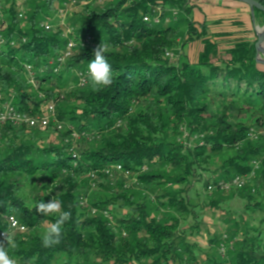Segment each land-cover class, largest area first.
Here are the masks:
<instances>
[{
  "label": "trees",
  "instance_id": "1",
  "mask_svg": "<svg viewBox=\"0 0 264 264\" xmlns=\"http://www.w3.org/2000/svg\"><path fill=\"white\" fill-rule=\"evenodd\" d=\"M60 1L32 0L24 26L11 8L7 35L27 42L0 53L5 97L32 114L59 103L57 117L68 122L65 132L0 125V210L27 227L14 235L9 255L17 264H264V137L249 136L264 129V67L250 30L210 35L207 23L199 30L190 0H78L71 25L77 46L59 63L65 28L47 31L40 23ZM216 36L236 38L221 52ZM181 38L182 46L202 40L196 62L165 57ZM102 41L114 81L95 91L78 74ZM23 63L32 64L34 83ZM77 101L81 112L62 107ZM181 127L188 143L180 140ZM73 130L82 137L74 144ZM49 131L63 133L59 144L38 141ZM253 172L242 188L213 189L208 205L221 209L240 198L255 223L228 218L225 234L208 231L203 248L193 239L202 219L190 188L199 182L208 191ZM52 198L72 216L61 243L46 248L42 231L56 217L35 209Z\"/></svg>",
  "mask_w": 264,
  "mask_h": 264
},
{
  "label": "rangeland",
  "instance_id": "2",
  "mask_svg": "<svg viewBox=\"0 0 264 264\" xmlns=\"http://www.w3.org/2000/svg\"><path fill=\"white\" fill-rule=\"evenodd\" d=\"M191 4L194 5V10L192 14V18L194 22L197 24L198 29L200 30L199 25L202 23H207L208 25V33L215 34L217 33H234L237 29L238 26H244L245 22H242V18H246V24L248 27L251 29V33H249V38L255 42H257V37L258 34H260L264 30V16L262 15H256L254 18L250 17L248 18V13H249V6L245 4H241V2H236L232 0H190ZM82 6V5H80ZM81 8L79 5H76L70 9V16L69 19L72 25V18L73 15H75L77 12H80ZM178 14V13H177ZM176 14V15H177ZM51 17H54V14H51ZM56 17H54V20ZM72 28V26H71ZM74 29V28H73ZM183 31H185V28H183ZM229 36V35H228ZM228 36H216L213 37L212 39L216 42H218L219 45V50L221 52H225L229 49V47L234 44L235 41V36H232V38ZM186 38V36L184 37ZM184 38H181L179 40L178 46L173 49V51H168L170 53L169 56L165 54V57L169 58L171 61H176L178 58L186 56L188 57L191 61H197L199 53L203 51L204 49V44L201 39L199 40H194L186 45L182 46V43L184 41ZM264 46V45H263ZM224 57H229L228 54H223ZM259 60H264V55L259 54L257 56ZM261 64V63H260ZM262 67H264V64H261ZM76 73H72L71 77H76ZM81 86H84L82 84ZM60 104L58 103L56 105V109L58 111V106ZM46 106V105H44ZM43 106V108H44ZM80 105L77 102H71L69 105H63L62 107L64 108H73L77 110V112H81V110L78 108ZM65 124L68 125V122L65 121ZM72 128V127H71ZM65 130H66V125H65ZM65 130H62V132H65ZM264 130V129H263ZM181 134V142L183 143H188V135L186 132V129L184 127H181L179 130ZM260 131V130H259ZM76 131H72L69 136H71V143H75L76 141H81L82 137L79 136H73ZM62 134L56 131H49L48 133L46 132L39 138V142L41 143H47L48 141L53 142L55 144H59V142L62 139ZM66 138L64 139L65 143L69 142L68 136H65ZM87 142L90 143V145H93L94 139L93 138H87ZM254 176V175H253ZM248 177L246 178V183H249L252 181V178ZM177 186V185H176ZM175 186V187H176ZM179 187V186H177ZM32 187L28 186L26 188L27 192L29 193ZM213 190H208L205 191L204 188L202 187V184L199 182H195L193 187L190 188V199L191 201L195 204L198 205L197 211L199 218L201 220L200 225V230L197 233H194L193 239H197L200 245H202L203 248L206 249V243H207V233L208 231L210 233H223L225 234L226 230V222L228 218L231 219H237L240 221V217L243 216L246 220L250 221L251 223H255V220L251 218L250 214L247 213L245 209L246 201L242 200L240 198H232L229 201L225 202L222 205L221 209L218 208H211L208 203L209 199L212 196ZM211 194V195H210ZM83 207L88 206V202L84 201L82 203ZM263 213H257L256 217L262 216ZM188 223L190 225H193L195 223V219L192 217L188 218ZM48 225V222L45 223V229ZM187 226H183L185 228ZM45 230L42 231V233ZM227 239V238H224ZM225 244V243H224ZM227 250V245L225 244V250L221 253L222 255L226 254Z\"/></svg>",
  "mask_w": 264,
  "mask_h": 264
},
{
  "label": "built area",
  "instance_id": "3",
  "mask_svg": "<svg viewBox=\"0 0 264 264\" xmlns=\"http://www.w3.org/2000/svg\"><path fill=\"white\" fill-rule=\"evenodd\" d=\"M31 1L32 0H0V53L9 47H19L21 43L27 42V38L25 36H22L21 38H18L17 36L9 37L7 32L11 24V8H14L16 18L21 21L22 25L24 26L28 20V11L30 10L29 4ZM77 3L78 0H61L57 10L52 13L56 19L54 20V17L49 15L40 23V26L47 31L53 30L60 26L65 28L63 35L67 39V44L64 52L58 57L57 61L59 63H64L72 55L74 49H76L77 46V42L71 37L74 29L68 26L67 21L70 16V9L76 6ZM176 14L177 12H174V15ZM145 21H148V18H145ZM87 41H91V37H88ZM166 55L169 56L170 53L166 52ZM22 65L31 83H34L35 75L33 73L32 64L23 63ZM55 71H57V68H55ZM78 75L81 77L83 82H86L85 77H87V71L81 72ZM7 122L8 124L15 126L25 125L30 127L38 126L42 128L52 127L59 131L65 130V122L58 119L54 103L51 102L44 106V108H42V110L37 114L20 111L15 107L11 98L8 100L5 97L0 88V125L7 124ZM73 136L75 137L79 135L75 132ZM249 136L253 139L264 137V130L255 131L254 129H251ZM117 168L120 169L121 167L118 165ZM107 173H109V171H107ZM253 175L254 172L249 176H237L230 182L220 181L215 185L210 184L208 189L213 190L215 188H219L221 190H229L233 186L234 188H242L246 183V178ZM4 231H12L15 235L17 232H26L27 227L26 225L22 224L18 217H16L14 214L0 210V233H3ZM0 241H3L2 235H0ZM6 246L7 245H5V247ZM221 250H225L224 245H222Z\"/></svg>",
  "mask_w": 264,
  "mask_h": 264
},
{
  "label": "clouds",
  "instance_id": "4",
  "mask_svg": "<svg viewBox=\"0 0 264 264\" xmlns=\"http://www.w3.org/2000/svg\"><path fill=\"white\" fill-rule=\"evenodd\" d=\"M108 45L103 41L93 50V59L87 64V81L93 90L100 91L113 84L114 74L112 65L106 58ZM63 202L59 199L40 201L36 205V212L42 216L55 215V220L48 223L42 233L41 240L44 247H55L62 241L64 225L71 219V211H62ZM3 241H0V264H17L16 260L9 255V248L15 247L14 233L4 231L0 233ZM5 245H7L5 247Z\"/></svg>",
  "mask_w": 264,
  "mask_h": 264
},
{
  "label": "water",
  "instance_id": "5",
  "mask_svg": "<svg viewBox=\"0 0 264 264\" xmlns=\"http://www.w3.org/2000/svg\"><path fill=\"white\" fill-rule=\"evenodd\" d=\"M234 1H238L241 3H244L246 5H248L252 11V13L255 12V9H258L262 12H264V5H262L260 2L256 1V0H234ZM264 30L258 34L257 37V42L255 44L256 47V51H257V56H259V54H263L264 55ZM258 63L264 64V60H259L257 58Z\"/></svg>",
  "mask_w": 264,
  "mask_h": 264
},
{
  "label": "crops",
  "instance_id": "6",
  "mask_svg": "<svg viewBox=\"0 0 264 264\" xmlns=\"http://www.w3.org/2000/svg\"><path fill=\"white\" fill-rule=\"evenodd\" d=\"M232 1H234V0H232ZM236 2H238V1H236ZM241 4H244V3H241ZM246 5V4H245ZM248 6V5H247ZM250 8V7H249ZM250 17V19L251 18H254L253 17V13H252V11H251V9L249 10V13H248V18ZM252 20V19H251ZM242 22L244 23L245 22V24H244V26H238V29L234 32V33H239L240 31H242V30H244V29H248V30H250V32L249 33H251V29H250V27H248V25L246 24V18H242ZM249 35V34H248ZM250 37V36H249ZM232 38V37H231Z\"/></svg>",
  "mask_w": 264,
  "mask_h": 264
}]
</instances>
